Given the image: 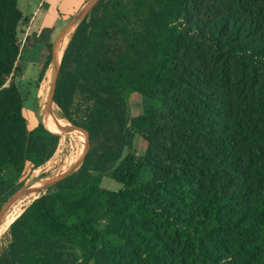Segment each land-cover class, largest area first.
Listing matches in <instances>:
<instances>
[{
    "label": "trees",
    "instance_id": "obj_1",
    "mask_svg": "<svg viewBox=\"0 0 264 264\" xmlns=\"http://www.w3.org/2000/svg\"><path fill=\"white\" fill-rule=\"evenodd\" d=\"M198 5L215 14L222 5L214 29L191 19ZM127 7L122 0H100L91 9L62 55L55 89L61 119L86 130L90 140L102 115H117L119 145L98 155L90 150L80 173L10 223L1 234L8 241L0 247V264H264V37L246 47L221 40L238 14L254 10L264 17V0H235V6L232 0H134ZM119 17L142 20L133 29L117 25ZM21 18L17 0H0V188L6 168L13 169L11 184L26 163L43 165L38 145L53 135L41 120L27 130L18 89L4 87L18 56ZM118 35L124 49L114 53L104 43ZM69 58L72 65L65 70ZM233 78L244 116L231 141L228 124L213 121L226 99L215 101L212 91L195 83L212 87L215 79L230 86ZM130 92L160 109L130 116ZM77 96L89 102L82 122L72 117ZM191 108L196 119L184 118ZM42 113L54 123L51 113ZM216 124L214 143L226 154L205 159L202 134ZM136 134L147 143L139 159L131 153ZM58 143L59 138L56 149ZM72 165L67 160L57 175ZM103 176L122 188L101 189Z\"/></svg>",
    "mask_w": 264,
    "mask_h": 264
},
{
    "label": "rangeland",
    "instance_id": "obj_2",
    "mask_svg": "<svg viewBox=\"0 0 264 264\" xmlns=\"http://www.w3.org/2000/svg\"><path fill=\"white\" fill-rule=\"evenodd\" d=\"M111 1L112 0H108V4ZM122 1L126 8H128L127 5L131 7L132 3L134 2V0H122ZM37 2L38 0H30V7H27V0H17V9L21 11V13L24 16H28L29 14H32L34 10V7L32 5L33 4L34 6L37 5ZM232 3H233V6H235V0H232ZM254 3L256 4L257 2H254ZM89 13L90 12H88L85 15V17L88 16ZM222 16H223L222 5H221V9L216 14L212 13L209 9L206 10L202 5L196 6L195 10L193 9L191 12V19H195V21H198L199 26L204 30L214 29L219 24V22H215L216 19H221ZM260 16L262 15H258L253 10V12L250 15L240 13L238 14L237 19H233V20L229 19L231 21L230 29L229 31L224 32L223 35L221 36V40L223 41V44L226 46L227 45H237L238 44L237 41H240L242 46H245V47L247 45L254 46L258 42L259 38L264 37V17L262 16L263 18H261ZM123 18L124 17L117 18V19H121L118 21L117 25L126 24L129 27H132L133 29H135L138 23L142 20V19H136L132 17L129 19H123ZM21 21H22V18H21ZM79 23L71 25L70 27L71 30L67 33V36H66V37H69L67 45L70 41V38L74 30L79 25ZM16 36H17V32H16ZM124 42L125 41H124L123 36L118 35L116 37H113L112 41L105 42L104 45L109 46L111 51H114V53H117L118 51H122L124 49ZM17 44H18V49H19L18 56L14 63L11 74L6 78L4 82L5 83L4 87L8 88V87L14 86L17 89L19 88L18 91L20 90L22 96L24 95L27 98V96L29 95L28 100L24 101V108H26L27 110L35 111L37 104H39L38 113H37V121L39 122L42 119V115H43L42 109L44 106V99L46 98L49 99L48 97L49 89H48V83H47L48 77L46 76V73H43V79H41L40 83H36L35 84L36 86H35L34 81L29 80V79H32V77L35 75L33 72H28L25 74V80L23 82L18 83V79L20 78L22 74L19 68L17 67L18 66L17 60L19 58L20 46H21V44L18 42V38H17ZM63 44H64V38L61 41L60 49L63 47ZM66 47H65V50H66ZM227 55H229V52H226L225 57ZM71 65H72L71 58H69L68 62L65 65V70L69 69ZM50 67H51L50 68L51 69L50 78L52 80L51 63H50ZM215 71L218 72L217 67L215 68ZM234 74H238L237 70H234ZM237 80L238 78L237 79L233 78L231 80L230 86L228 85V83L220 85L219 82L215 79H214L215 86H212V87L204 86L200 82H196L197 84L195 83V85H197L198 87H200L201 90H204L207 93L212 91L213 93L212 98H214L215 101H218L215 96H222L223 99H226L227 101L226 107L222 109V106L220 104V108H219L220 113L217 116L213 117V121H216L219 123L222 121L228 124L229 126L228 132H226L225 135H226V138L231 141H232V138L233 140H237V137L234 136L235 123L237 122L241 123V121H243L242 119L244 116V109L242 108V103L244 102V98L241 97V95H239V91H237L238 90ZM41 88H43V95H44V98L42 100H40L39 97L36 98V95H38V92L40 91ZM227 88L229 89V93L224 94V91H222V89L225 90ZM245 93L248 94L249 91H246ZM55 97L57 99V92H55ZM125 97H126L127 105L129 108L130 116L132 117L140 116L146 113L148 110H159L160 109L157 103L151 100L145 99L137 93L130 92V93H127ZM88 105H89V102L84 97L77 96L75 98V101L72 106V117L75 121L82 122L80 119L81 117H83L86 111V107ZM195 113H196L195 110L191 108L189 114H186L183 117L184 118L192 117L196 119ZM170 115L171 114H169L167 118H169ZM111 117L112 116H104V115L101 116L102 124H100L99 128H94V131H93L94 134L91 140L86 130L82 128H78L71 124L75 128L85 133V137L82 134L78 133V137L74 134V136L77 137L75 139L71 137H66V134L64 135V134H61L60 132L59 134L61 135V137L59 136V143H58L57 151L54 146L53 138L50 139L51 141L50 143H42L38 145L40 156L45 158L44 164L41 165L39 168L34 169L30 163H26L24 167L22 168L20 177L16 179L14 182H12L11 184L9 182L10 180L8 179L11 177V171L13 169L6 168L3 174L1 175V179L7 182H5L3 187L0 188V215L6 214L4 217V219H6L8 217H11V215L15 214V212L19 213L20 211H18L17 209L19 207L25 206L27 204L25 202H27L28 199H25V197L23 198L17 197L18 192L23 188H28V187L33 186L35 183L39 181H46L47 178L50 179L52 178V176L54 177L55 176L54 174L57 172L59 173L60 169L64 166V163L67 160L69 159L73 160V165H72L73 166L72 178H73L75 173H80L82 169L84 157L90 150L94 151L96 155H98L101 152L102 148L116 149L119 145L118 123L116 121L117 115L113 116L112 118ZM67 123L70 124L69 122ZM168 125H170V122L167 119L163 123L162 129L164 130L168 129ZM217 125L218 124H216L213 129H210L207 132V134H202L203 135L202 141L204 145H201L200 147L202 149L201 151L205 159H209L215 156L217 160V159H220L221 156L226 154L225 149L222 150L219 144L214 143V138L217 133V129H216ZM53 132L54 131H52V133ZM234 148L236 147L234 146L232 149ZM146 150H147L146 141L141 136L137 134L134 135L133 147H132L131 153L134 154L136 159H139L146 154ZM95 158L96 157L93 158V161L95 160ZM18 167H19V164H17V168ZM31 178L33 179L32 181L30 180ZM151 178H152L151 172L148 170L145 176V180L149 182L151 181ZM28 181L29 183L28 185H26ZM100 188L106 191L117 192L122 188V186L116 183L115 181H113L112 179H110L109 177L103 176L101 177V180H100ZM47 191H44L40 193L39 195L45 194ZM13 199H17L18 201L12 207L9 208V204L11 200ZM23 203H25V205ZM103 227H104V223H101L99 228L102 229ZM5 230L6 229L0 231V247L5 246L8 241L7 234L1 236V234L4 233Z\"/></svg>",
    "mask_w": 264,
    "mask_h": 264
},
{
    "label": "crops",
    "instance_id": "obj_3",
    "mask_svg": "<svg viewBox=\"0 0 264 264\" xmlns=\"http://www.w3.org/2000/svg\"><path fill=\"white\" fill-rule=\"evenodd\" d=\"M89 1L38 0L37 5H32L34 7L32 14L24 16L21 13L22 21L17 28V38L21 44L17 67L22 74L18 79V83L25 80V74L28 72H33L35 75L32 79H29L34 81V85L40 83L41 72L46 73L48 63L50 67V59L56 46V40L71 17ZM27 7H30V0H27ZM65 36L63 38H66ZM20 95L23 100L22 115L27 122V130L30 131L38 124L37 113L39 104H37L35 111L27 110L24 108V101L28 100L29 95L27 98L24 95L22 96L21 92ZM37 97L38 95H36Z\"/></svg>",
    "mask_w": 264,
    "mask_h": 264
},
{
    "label": "bare ground",
    "instance_id": "obj_4",
    "mask_svg": "<svg viewBox=\"0 0 264 264\" xmlns=\"http://www.w3.org/2000/svg\"><path fill=\"white\" fill-rule=\"evenodd\" d=\"M71 30L68 29L59 39V41L57 42L53 52H52V60H51V65H52V82H53V86L54 89H56V84H57V73H58V69H59V64H60V60L62 58V55L64 53L65 47L67 45V42L69 40V37H66L65 35ZM64 38V44L63 47L60 49V45H61V40ZM60 44V45H59ZM60 49V51H59ZM51 68V67H50ZM42 92H43V88L40 89V91L38 92V97L40 98V100H42ZM47 99V102L44 103L43 108L48 112L52 114L51 108H50V104H49V99ZM53 115V114H52ZM41 123L44 125V127L48 130H52L54 131L55 129H57V126H55V124L53 122H48L46 121L43 117L41 119ZM60 125V132L61 134H66V137H71L73 138V134H75L78 137V133L82 134L85 137V133H83L81 130L75 128L74 126H72L71 124H68L65 120H62L59 122ZM58 130V129H57ZM73 133V134H71ZM63 135V137H64ZM72 142V141H71ZM60 150V149H59ZM62 155V154H61ZM64 160V159H63ZM37 174V173H36ZM57 173H55L54 177L52 176V178L50 179H46V181H39L37 183H35L33 186L28 187V188H23L21 189L18 194L17 197L19 198H23L25 197V199H29L31 197L37 196L40 193L47 191L48 189L56 186L57 184H59L60 182L64 181L65 179H67L68 177H70L71 175H73V166L70 167L67 171L61 173L60 175H57ZM50 176V175H49ZM33 178V177H32ZM30 179L31 181L33 179ZM29 180V181H30ZM29 181L27 182L26 185H28ZM30 195V196H29ZM18 200L17 199H13L11 200L10 204H9V208L12 207ZM10 210V209H9ZM8 210V211H9ZM18 210V209H17ZM20 212H15V214L11 215V217H8L6 219H4L5 215H0V231L7 229L8 225L16 218L17 215H19ZM4 219V220H3Z\"/></svg>",
    "mask_w": 264,
    "mask_h": 264
},
{
    "label": "water",
    "instance_id": "obj_5",
    "mask_svg": "<svg viewBox=\"0 0 264 264\" xmlns=\"http://www.w3.org/2000/svg\"><path fill=\"white\" fill-rule=\"evenodd\" d=\"M100 0H90L76 15H74L70 21L68 22V24L65 26V28L63 29V31L61 32V34L59 35L58 39L56 40L55 42V45L56 43L59 41V39L61 38V36L71 27V25H74L76 23H79L84 17L85 15L91 11V9L99 2ZM50 72H51V69L49 67V63L47 65V71H46V76L48 77L47 79V83H48V89H49V92H48V97H49V104H50V108H51V111H52V114H53V118H54V124L55 126H57V129L54 130L53 132V135H52V138H53V142H54V146H55V149H56V143L58 141V138L60 136V125H59V122L61 121V117H60V110H59V107H58V103H57V99L55 97V89H54V86H53V82L50 78ZM42 126L44 127V125L42 124ZM45 129V127H44ZM46 130V129H45ZM47 132V131H46ZM48 134V133H47ZM57 151V149H56ZM57 190H54V191H51L50 193H53V192H56ZM48 194V193H47ZM47 194H44V195H37V196H34V197H31L27 200V203L25 205V203H23L25 206H22V207H19L18 208V211H20V214L35 200V199H38L40 197H43ZM19 214V215H20ZM16 216V218H18V216ZM15 218V219H16ZM15 219L12 221L14 222ZM11 222V223H12Z\"/></svg>",
    "mask_w": 264,
    "mask_h": 264
}]
</instances>
